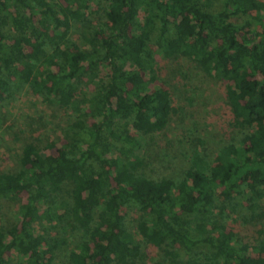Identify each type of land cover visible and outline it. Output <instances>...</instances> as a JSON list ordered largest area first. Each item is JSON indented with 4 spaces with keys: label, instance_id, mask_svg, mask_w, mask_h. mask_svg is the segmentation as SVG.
I'll return each instance as SVG.
<instances>
[{
    "label": "trees",
    "instance_id": "obj_1",
    "mask_svg": "<svg viewBox=\"0 0 264 264\" xmlns=\"http://www.w3.org/2000/svg\"><path fill=\"white\" fill-rule=\"evenodd\" d=\"M159 59L225 82L236 134L212 157L191 149L178 180L148 175L143 156L175 113L150 87ZM22 94L69 118L59 148L27 143L0 173V264H135L142 243L165 264L181 251L190 264H264L263 223L253 239L225 225L226 210L247 211L244 226L264 219V1L0 0V102Z\"/></svg>",
    "mask_w": 264,
    "mask_h": 264
},
{
    "label": "rangeland",
    "instance_id": "obj_2",
    "mask_svg": "<svg viewBox=\"0 0 264 264\" xmlns=\"http://www.w3.org/2000/svg\"><path fill=\"white\" fill-rule=\"evenodd\" d=\"M76 38L77 35L74 39ZM155 75L156 80L150 87L170 92L175 113L163 132L145 139L143 156L147 161L146 170L150 176L160 175L178 180L187 165L191 149L196 148L212 157L235 134L228 126L226 83L207 77L194 63L185 59H159ZM83 89L91 91L92 87L85 86ZM68 118L69 114L64 110L46 105L39 97L32 95L22 94L12 100L0 102V173L17 169L21 150L27 143L36 142L41 148L50 142L55 143L57 148L64 144L60 130L66 127ZM1 209L4 212L3 222L15 223L16 215L6 203L1 204ZM225 215L228 216L225 225L233 226L243 237L247 235L253 239L256 237L252 233L254 227L259 228V221L264 225V219H255L244 226L240 220L249 216L244 210H241L239 217L231 215L229 210H226ZM138 217L134 210L128 209L126 225L131 231H134V223ZM261 239L264 240V235ZM142 247L144 259L135 264L168 262L169 255L165 252L150 248L144 243ZM188 259L181 251L177 261L178 264H190ZM57 261L58 264H65L62 257Z\"/></svg>",
    "mask_w": 264,
    "mask_h": 264
}]
</instances>
